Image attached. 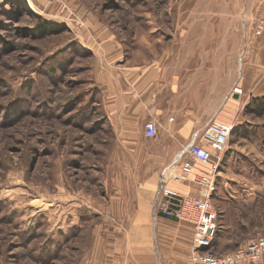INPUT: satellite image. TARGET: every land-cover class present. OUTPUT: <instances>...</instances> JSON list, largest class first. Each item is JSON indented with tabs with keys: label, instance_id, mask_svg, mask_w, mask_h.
I'll return each mask as SVG.
<instances>
[{
	"label": "rangeland",
	"instance_id": "1",
	"mask_svg": "<svg viewBox=\"0 0 264 264\" xmlns=\"http://www.w3.org/2000/svg\"><path fill=\"white\" fill-rule=\"evenodd\" d=\"M253 2L0 0V264H80L87 218L105 208L117 187L135 180L134 171L148 160L141 149L156 155V198L165 175L177 172L175 161L165 160L164 125L147 137L144 121L124 126L107 118L101 77L107 70L96 53L115 43V57L103 64L122 76L127 69L166 76L227 70L232 57L238 84L250 39L264 36L254 32L264 16ZM43 21L55 24L46 34L38 28ZM219 111L229 112L235 127L216 182L264 184L258 170H264V114L245 106ZM186 127L188 139H197L202 126ZM256 201L240 200L233 210L241 221L253 220L249 228L263 229L264 196ZM231 247L214 243L215 250Z\"/></svg>",
	"mask_w": 264,
	"mask_h": 264
},
{
	"label": "crops",
	"instance_id": "2",
	"mask_svg": "<svg viewBox=\"0 0 264 264\" xmlns=\"http://www.w3.org/2000/svg\"><path fill=\"white\" fill-rule=\"evenodd\" d=\"M254 4L256 12L264 16V0H254L252 6ZM116 47L115 43L109 42L105 51L96 53L97 60L101 61L100 67L107 70L101 74L107 86L104 100L107 118L124 126L130 122L138 125L151 117L155 118L158 125L166 128L167 136L160 141L165 160L175 161L174 166L178 165L183 157V148L191 141L186 126H204L213 116L218 118L216 120L232 122L229 112L221 114L219 110L241 108L252 96L264 95V36L261 35L250 39L248 49L242 55L238 84L234 64L236 58L232 57L227 70L202 68L188 73L184 69L177 75L166 76L154 69L145 72L127 69L122 76L103 64L116 53ZM235 86L241 91L231 93ZM236 93H239L237 98L232 96ZM170 116L172 120L168 119ZM142 139L140 134L133 140L138 143ZM151 151V154L146 150L139 151L142 155L146 153L144 157H148V160L144 159L147 164L142 163L134 171L137 174L135 180L117 187L115 193L102 202L105 208L100 213H94L95 217L87 218L86 221L90 223L89 240L80 264L189 263L193 226L157 211L154 192L158 178L153 165L156 155ZM199 170H207V167L195 163L194 171ZM167 185L182 193L198 191L191 181L169 179ZM238 190L243 191L242 198L237 196L240 193ZM261 196H264V184L261 183H244L234 187L228 182H216L212 199L218 209L217 222L221 232L218 243L233 245L231 241L241 232L238 226L247 224V219L241 221V216L239 218L233 207L241 203L240 200L245 205L254 206ZM246 214L242 218H247ZM260 215L264 221L263 212ZM246 229L249 237L264 235V227ZM253 230L255 233H252ZM243 264H264V259Z\"/></svg>",
	"mask_w": 264,
	"mask_h": 264
},
{
	"label": "built area",
	"instance_id": "3",
	"mask_svg": "<svg viewBox=\"0 0 264 264\" xmlns=\"http://www.w3.org/2000/svg\"><path fill=\"white\" fill-rule=\"evenodd\" d=\"M254 32L264 33V20L255 23ZM233 91L240 92L241 89L235 86ZM168 119L172 120L173 117L170 116ZM157 127L155 118L147 119L143 125L144 135L152 137ZM234 127L233 122L216 119L207 122L200 128L198 138L192 139L183 148V157L178 165L174 166L177 172L169 171L160 184L156 201L157 211L165 216L189 222L193 226L188 264H243L264 259V235L251 237L223 252H217L210 246L217 229V207L212 196L220 171L221 155L227 149ZM195 163L211 164V169L194 171ZM171 178L178 181L193 180L198 188L197 193H182L175 190L167 185Z\"/></svg>",
	"mask_w": 264,
	"mask_h": 264
},
{
	"label": "trees",
	"instance_id": "4",
	"mask_svg": "<svg viewBox=\"0 0 264 264\" xmlns=\"http://www.w3.org/2000/svg\"><path fill=\"white\" fill-rule=\"evenodd\" d=\"M55 24L52 23V22H41V23H38V28H39V31L42 33V34H46L47 31H49L50 29H52V27H54ZM245 111H249V112H252L254 114H257V115H263L264 114V95H261V96H252L249 101L247 102V104L245 105ZM217 216H218V209H217ZM255 225V223L253 222V220H250L249 224H246V225H243V224H240L238 227L241 229L239 232V234L237 235V237H235L233 239V247L241 244L244 240H247L251 237H254V236H251L249 237L248 234L246 233L247 232V229L246 228H249L251 226ZM252 233H255V230L252 231ZM219 235H221V232H220V229H219V226H218V222H217V229H216V233H215V237L211 243V248L213 250L214 249V243L217 244L218 243V237ZM257 236V235H255ZM231 247V248H233ZM230 248V249H231ZM225 250H228L227 249H219V250H215L217 252H223Z\"/></svg>",
	"mask_w": 264,
	"mask_h": 264
}]
</instances>
